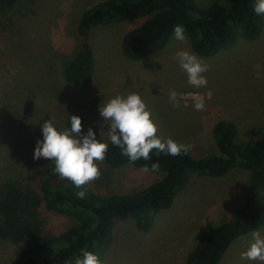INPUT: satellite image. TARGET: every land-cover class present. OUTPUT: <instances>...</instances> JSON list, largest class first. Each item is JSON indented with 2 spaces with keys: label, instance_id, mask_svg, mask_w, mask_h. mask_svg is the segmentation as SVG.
Listing matches in <instances>:
<instances>
[{
  "label": "rangeland",
  "instance_id": "rangeland-1",
  "mask_svg": "<svg viewBox=\"0 0 264 264\" xmlns=\"http://www.w3.org/2000/svg\"><path fill=\"white\" fill-rule=\"evenodd\" d=\"M99 1L23 0L0 17V178L26 175L37 164L33 156L37 141L43 139L45 120L70 128L71 115H78L82 132L91 127L99 139L103 118L98 106L118 94L141 95L158 126L157 135L191 144L194 156L218 152L212 127L220 119L233 121L244 141L264 125V15L257 39L239 38L212 56L195 53L211 66L205 73L208 84L202 88L188 84L174 59L179 50L194 53L188 38L181 42L173 36L164 47L130 59L122 53V37L142 19L93 26L89 41L95 58L93 79L86 86H73L64 80L62 70L78 50L82 12ZM196 1L206 5L211 0ZM169 89L178 93L180 108L169 103ZM197 97L206 101L202 111L193 106ZM100 168L102 175L84 187L102 197L141 189L161 177L159 171L129 165L107 171L104 161ZM248 176L247 169L236 166L220 177L191 178L172 206L156 215L149 231L139 230L133 219L119 221L102 261L184 264L205 229L227 220L242 204ZM260 197L264 200V192ZM43 211L54 234L75 223L71 216ZM258 231L264 235V226ZM251 233L234 240L218 264H264L241 259ZM15 240L0 236V264H11L24 246Z\"/></svg>",
  "mask_w": 264,
  "mask_h": 264
},
{
  "label": "trees",
  "instance_id": "trees-1",
  "mask_svg": "<svg viewBox=\"0 0 264 264\" xmlns=\"http://www.w3.org/2000/svg\"><path fill=\"white\" fill-rule=\"evenodd\" d=\"M23 0H0V17ZM256 0H101L82 12L77 26L80 40L74 57L64 65V80L73 86H86L94 75L95 58L89 44L91 28L97 25L142 19L127 31L121 41L122 53L141 59L164 47L174 36L177 24L185 28L191 49L201 56H212L233 45L239 38L257 39L263 17L256 15ZM212 134L216 153L171 156L150 152L151 159L130 163L121 150L109 143L104 160L107 171L123 166L151 169L159 163L161 177L128 193L105 197L53 172L50 159H39L26 175L15 173L0 178V236L18 240L20 247L11 264H74L81 249L98 254L100 260L111 241L115 225L133 219L141 231H149L156 215L175 201L191 178L199 175L220 177L236 166L247 169L244 199L230 217L205 229L189 251L184 264H218L231 243L242 235L264 226V125L250 140H241L237 125L228 119L216 121ZM85 198H78V191ZM259 195V197H258ZM71 216L75 223L58 234L48 228L43 210ZM15 240V241H16Z\"/></svg>",
  "mask_w": 264,
  "mask_h": 264
},
{
  "label": "clouds",
  "instance_id": "clouds-1",
  "mask_svg": "<svg viewBox=\"0 0 264 264\" xmlns=\"http://www.w3.org/2000/svg\"><path fill=\"white\" fill-rule=\"evenodd\" d=\"M253 10L256 15H264V0H256ZM173 35L177 41L187 40L182 24L174 26ZM174 59L178 60L180 68L186 73L189 85L194 88L207 86L205 73L210 71L211 66L204 58L189 50H179ZM168 99L173 107H181L178 93L174 89H169ZM187 106L185 102L184 107ZM193 106L195 110L202 111L206 108V101L203 97H197ZM98 110L103 118L100 123L99 139L91 127L86 133L82 132V120L78 115H71L70 128L61 129L54 120H45L41 126L43 139L37 141L33 159H50L55 164L53 169L55 174L70 180L77 188H82L102 175L100 165L106 158L109 143L118 147L121 154L128 157L130 163L140 159L150 160V152L153 149L157 153L173 157L186 155L192 150L191 144L157 135L158 126L152 119V112L141 95L136 92L127 96L118 94L104 103L101 102ZM105 125L107 131L104 130ZM151 169L159 170V163H153ZM144 170L148 171L147 165ZM76 195L83 199L86 192L81 190ZM251 236L250 246L241 252V259L264 262V235L254 230ZM80 251L81 255L75 258L74 264H105L98 254L86 249Z\"/></svg>",
  "mask_w": 264,
  "mask_h": 264
}]
</instances>
